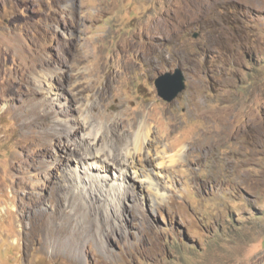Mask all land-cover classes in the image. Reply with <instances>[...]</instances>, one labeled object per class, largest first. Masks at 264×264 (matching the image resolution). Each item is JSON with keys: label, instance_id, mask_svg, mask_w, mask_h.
Here are the masks:
<instances>
[{"label": "rangeland", "instance_id": "obj_1", "mask_svg": "<svg viewBox=\"0 0 264 264\" xmlns=\"http://www.w3.org/2000/svg\"><path fill=\"white\" fill-rule=\"evenodd\" d=\"M60 242L81 264H264V0H0V264H77Z\"/></svg>", "mask_w": 264, "mask_h": 264}, {"label": "bare ground", "instance_id": "obj_2", "mask_svg": "<svg viewBox=\"0 0 264 264\" xmlns=\"http://www.w3.org/2000/svg\"><path fill=\"white\" fill-rule=\"evenodd\" d=\"M159 27H160V23H157L156 25H155V29L156 30H158L159 29ZM127 68H129V67H127ZM85 119V121H84V123L85 124H89L90 123V118H84ZM56 127V126H55ZM70 128V127H69ZM145 129H148V124L147 123H145V122H143V121H141L140 122V124H139V132H138V134H137V136L136 137H134V146H133V148H132V151H130L129 152V154H128V159L126 160V161H124V164H122L121 165V168H120V173L118 174V175H116L115 177H114V180H113V185H112V188H116L115 190V193H112V192H110V194H112V196H115V197H117V193L119 192V194H120V189H121V187L123 186V192L122 193H124V194H126V195H129L130 194V192H131V189H129L128 187H130L129 185H127V186H125V183H122V182H120V183H117V181L118 180H121V181H124L125 179H129V168L131 167V168H133V169H135L136 171H138L139 169H141V166H142V164H140L142 161H143V155H144V150H145V147H143V143H144V139L143 138H141L140 136H141V134L140 133H142L143 132V130H145ZM70 130V129H69ZM159 131V130H158ZM131 132V131H130ZM73 133L74 134H76L77 132L74 130L73 131ZM130 133H128L127 134V136H128V138L129 137H131V135H129ZM146 134V133H145ZM120 135V134H119ZM118 135V136H119ZM100 136V135H99ZM135 136V135H134ZM146 136V135H145ZM88 137L90 138L89 140H90V144L92 145V147H94L95 146V144H96V140H98L97 139V137H98V131H96V132H92V133H90V134H88ZM124 138H122V140H123ZM147 139V138H146ZM126 140V139H125ZM88 141V140H87ZM127 141V140H126ZM131 141V140H130ZM119 142H121V141H119ZM125 142V141H124ZM123 144V143H122ZM133 144V143H132ZM162 147V146H161ZM153 151H154V153L158 156V157H161V155H166V153H167V150H160L158 147H156V148H154V149H149V154H151L152 156L154 155V153H153ZM123 153H125V152H123ZM101 152L100 151H97L96 153H91V158H96V159H98V158H100L101 157ZM124 156V155H123ZM155 157V156H154ZM139 162V163H138ZM138 163V164H137ZM104 165L105 164H102V162H101V165L99 166V167H97V168H94L93 169V171H94V174H90L89 175V179H90V181L92 182L93 181V175H96L97 176V174H100V173H107L106 172V170H105V168H104ZM156 166L157 167H159L160 166V164H156ZM104 168V169H103ZM84 169V168H83ZM86 175V174H85ZM145 176V175H144ZM169 176V175H168ZM87 177V176H86ZM104 177H106V175H104ZM146 177H147V180L146 181H149V176L148 175H146ZM82 179H85L84 177L82 178ZM101 180H104V179H101ZM105 182H107V180H105ZM131 188V187H130ZM100 193L101 194H103V192H101L100 191ZM123 194V195H124ZM48 230V229H47ZM59 239V238H58ZM59 241V240H58ZM49 249V247L47 248V250ZM50 253H51V256L52 257H55V256H57V255H68V257H69V259L71 258L75 263H77V264H81L80 263V261H81V259H82V256H81V254L79 253V251H77L76 250V247H74V248H72V247H70L69 246V244H67V243H65V244H61V242L60 243H58V244H54V246H51V250H50Z\"/></svg>", "mask_w": 264, "mask_h": 264}, {"label": "water", "instance_id": "obj_3", "mask_svg": "<svg viewBox=\"0 0 264 264\" xmlns=\"http://www.w3.org/2000/svg\"><path fill=\"white\" fill-rule=\"evenodd\" d=\"M194 37H197L195 35ZM156 87L159 95L167 100L172 101L183 92L186 88L185 77L181 69H176L175 73L162 75L156 80Z\"/></svg>", "mask_w": 264, "mask_h": 264}]
</instances>
